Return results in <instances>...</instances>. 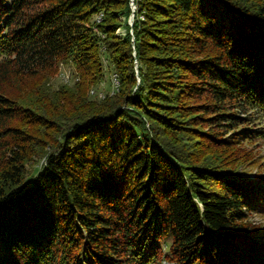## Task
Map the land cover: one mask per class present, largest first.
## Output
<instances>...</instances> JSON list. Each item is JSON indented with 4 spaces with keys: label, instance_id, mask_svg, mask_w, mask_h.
Listing matches in <instances>:
<instances>
[{
    "label": "trees",
    "instance_id": "obj_1",
    "mask_svg": "<svg viewBox=\"0 0 264 264\" xmlns=\"http://www.w3.org/2000/svg\"><path fill=\"white\" fill-rule=\"evenodd\" d=\"M100 4L0 0V83L14 71L52 68L67 55L92 73L82 24ZM144 11L155 15L152 26L138 20ZM135 14L141 80L134 95L93 107L70 99L61 118L73 123L30 182L24 167L31 138L9 123L38 119L0 90V148L7 153L0 167V264H151L165 248L176 264H264V237L256 241L258 229L245 225L250 214L264 212V179L187 164L155 126L176 127L159 112L170 106L161 100L208 98L189 108L209 116L202 121L210 128L237 123V115L222 112L225 105L242 110L264 100V2L143 0ZM155 40L192 55L209 45L215 52L143 55ZM128 47L111 61L124 84H136ZM151 64L166 69L170 82H153L151 94L137 96Z\"/></svg>",
    "mask_w": 264,
    "mask_h": 264
},
{
    "label": "rangeland",
    "instance_id": "obj_2",
    "mask_svg": "<svg viewBox=\"0 0 264 264\" xmlns=\"http://www.w3.org/2000/svg\"><path fill=\"white\" fill-rule=\"evenodd\" d=\"M95 1L102 2V5L97 8L96 14L82 24V31L86 36L85 40L88 41L87 46L90 48L94 62L92 73L84 72L75 59L67 55L56 59L52 68L38 70L34 75L26 71H14L8 80L0 83V90L6 97L13 100L16 105L31 111L38 119L34 122L22 120L9 123L10 127L20 129L31 138V143L27 146L29 160L24 167L29 182L42 171L46 156L57 148L61 142L62 132L73 123V117H69L67 121L61 118L67 115L65 113L70 99L82 101V105L88 104L90 107L100 106L113 99L122 100L123 95L130 91L134 95L140 84L141 77L134 58L133 29L137 21L136 2L140 1L143 4V0ZM158 1L154 0L156 3ZM253 1L255 4L264 2V0ZM154 18L155 15L148 11L138 16V20L150 26ZM128 37L130 41L127 45ZM159 40H155V47H149L143 55L149 58L168 56L201 58L215 52L209 45L202 52H193L192 55L190 52L181 51L182 47L167 45ZM127 47L132 50L131 64L136 84H124L111 61L112 57L118 54L117 52L125 51ZM149 68L152 75L149 76V72L143 69V75L146 76L145 83L140 87L141 90L137 91V96L151 94L150 87L153 82H170L165 76L166 69L155 64H151ZM171 82L175 83V81ZM162 92L167 97L170 95L169 92ZM159 102L163 106L170 105L171 109L159 112L173 120L176 127L170 129L160 123H156L155 126L162 140L185 163L208 166L217 170L225 169L228 174L240 178L264 179V100L247 104L242 110L237 109L233 104L225 105L222 112L237 115V123L231 126L225 123V126L219 128H210L202 121L209 116L189 108L191 105L204 102L208 104L210 101L206 97L193 101L181 98L177 104L163 100ZM212 134H216L213 139L210 137ZM6 155V151L0 148V167ZM245 223L246 227L258 229V233L253 238L258 242L262 241L264 212L255 211L249 215ZM151 264L176 263L169 256L168 248H165Z\"/></svg>",
    "mask_w": 264,
    "mask_h": 264
},
{
    "label": "bare ground",
    "instance_id": "obj_3",
    "mask_svg": "<svg viewBox=\"0 0 264 264\" xmlns=\"http://www.w3.org/2000/svg\"><path fill=\"white\" fill-rule=\"evenodd\" d=\"M117 81V80H116Z\"/></svg>",
    "mask_w": 264,
    "mask_h": 264
}]
</instances>
